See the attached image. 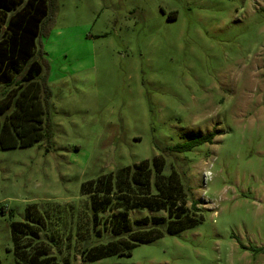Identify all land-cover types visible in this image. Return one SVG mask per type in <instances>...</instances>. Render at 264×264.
<instances>
[{
  "label": "rangeland",
  "instance_id": "374dc122",
  "mask_svg": "<svg viewBox=\"0 0 264 264\" xmlns=\"http://www.w3.org/2000/svg\"><path fill=\"white\" fill-rule=\"evenodd\" d=\"M52 1L37 45L52 138L0 150V204L13 210L0 264H14L9 222L26 205L79 208L82 182L210 131L211 143L163 151L201 202L194 226L129 255L81 261L70 247L60 264H264V0Z\"/></svg>",
  "mask_w": 264,
  "mask_h": 264
},
{
  "label": "trees",
  "instance_id": "16d2710c",
  "mask_svg": "<svg viewBox=\"0 0 264 264\" xmlns=\"http://www.w3.org/2000/svg\"><path fill=\"white\" fill-rule=\"evenodd\" d=\"M52 3L0 0V150L52 138L49 86L37 49L53 13ZM215 134L196 133L187 141L166 145L150 160L82 182L79 208L50 212L26 205L24 218L9 222L7 250L13 252L14 264H60V253L70 247L81 261L129 255L139 243L194 226L201 202L191 195L178 171H166L163 151L186 152L211 143ZM134 209L153 214L131 217ZM0 216L12 218V208L0 204ZM52 248L58 253L50 255Z\"/></svg>",
  "mask_w": 264,
  "mask_h": 264
}]
</instances>
